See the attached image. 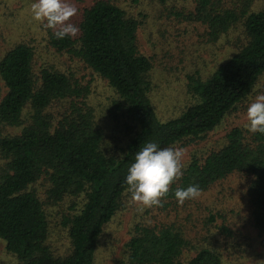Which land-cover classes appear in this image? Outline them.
<instances>
[{
  "label": "trees",
  "instance_id": "1",
  "mask_svg": "<svg viewBox=\"0 0 264 264\" xmlns=\"http://www.w3.org/2000/svg\"><path fill=\"white\" fill-rule=\"evenodd\" d=\"M240 1L223 8L217 1L196 0L186 15L204 26L212 42L238 27L243 42L205 79L198 73L188 76L192 103L167 120L159 118L150 97L152 63L136 41L140 21L112 0H96L80 9L75 36L56 39L49 29L46 38L56 53L78 58L107 84L113 94L106 96L104 109L93 105L92 90L72 74L53 65L36 74L31 46L18 43L6 51L0 59L5 87L3 96L0 87V125L21 129L0 139V153L7 160L0 174V240L19 264H96L106 226L124 208L129 193L124 177L138 148L145 141L170 147L202 140L251 93L264 76V7L249 8L264 0ZM27 107L29 119L23 125ZM104 111L128 134L117 152L107 149L97 122ZM244 131L234 127L221 146L202 157L192 154L161 204L177 201L173 191L178 187L195 184L203 192L233 173L247 175L251 224L264 247V134L247 138ZM36 183L44 187L43 201ZM68 199L72 201L66 202L61 225L69 247L62 255L49 243L47 208ZM221 230L230 236L227 228ZM192 249L195 253L185 257ZM123 264H222V258L212 244L191 248L172 224L139 223L124 244Z\"/></svg>",
  "mask_w": 264,
  "mask_h": 264
},
{
  "label": "rangeland",
  "instance_id": "2",
  "mask_svg": "<svg viewBox=\"0 0 264 264\" xmlns=\"http://www.w3.org/2000/svg\"><path fill=\"white\" fill-rule=\"evenodd\" d=\"M96 0H71L78 9L70 18L76 24L80 9ZM125 10L126 14L140 21L136 34L137 47L141 54L149 57L152 69L149 72L152 89L150 97L155 111L161 120L177 117L192 103L187 93L188 76L198 73L202 79L210 75L220 64L228 59L242 45L241 27L233 28L217 41L208 39L204 26L191 22L186 15L193 11L196 0H171L166 3L149 0H112ZM223 8L239 6L240 0H213ZM33 0H0V59L11 47L24 43L33 48V68L37 74L42 66L53 65L56 69L72 74L81 85L92 90L90 96L98 110L108 107L106 96L112 97V91L78 58L68 53H56L47 43L49 28L45 23L36 21L30 13ZM264 7L262 1H254L250 11ZM52 30V29H50ZM2 96L5 87L0 79ZM258 95H264V76L255 84L251 93L235 109L226 115L221 124L199 141H181L170 147L182 149V168L192 154L203 156L221 146L225 134L234 127L247 131L246 108ZM30 110L25 108L22 122L29 119ZM104 111L97 122L104 131L106 147L117 152L128 140L122 123L113 122ZM21 127L0 125V139L19 133ZM7 160L0 153V174L6 168ZM250 178L242 173H233L217 182L209 189L200 192L196 199L161 203L144 207L133 203L130 194L123 198L124 208L117 212L106 226L96 252V264H123L124 244L133 232L136 224L162 225L172 224L179 228L191 248L212 244L221 254L222 264H264V247L261 238L251 224V210L248 203L247 187ZM43 201L44 187L36 183ZM67 201L47 208L49 213V243L57 254H66L69 243L61 225L62 215L66 213ZM163 202V201H161ZM143 209V210H141ZM210 217H214L210 221ZM221 227L231 234L227 236ZM184 255L192 256L195 250ZM0 264H19L6 252L5 242L0 240Z\"/></svg>",
  "mask_w": 264,
  "mask_h": 264
},
{
  "label": "clouds",
  "instance_id": "3",
  "mask_svg": "<svg viewBox=\"0 0 264 264\" xmlns=\"http://www.w3.org/2000/svg\"><path fill=\"white\" fill-rule=\"evenodd\" d=\"M77 11L71 0H33L30 5L32 18L54 30V37L60 40L76 35L78 28L70 18ZM245 127L251 133L264 134V95L248 104ZM183 155L182 149L145 141L135 152L124 177L131 201L144 207L159 205L168 194L169 185L182 174ZM173 195L178 204H183L199 197L200 188L195 184L178 187Z\"/></svg>",
  "mask_w": 264,
  "mask_h": 264
}]
</instances>
